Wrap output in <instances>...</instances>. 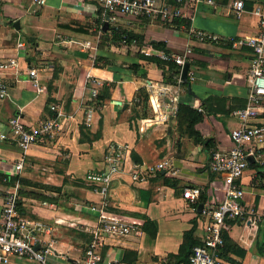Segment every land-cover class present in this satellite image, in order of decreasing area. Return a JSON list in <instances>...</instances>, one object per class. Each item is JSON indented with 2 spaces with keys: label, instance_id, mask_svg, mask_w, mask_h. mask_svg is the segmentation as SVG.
Here are the masks:
<instances>
[{
  "label": "crops",
  "instance_id": "0c3cea01",
  "mask_svg": "<svg viewBox=\"0 0 264 264\" xmlns=\"http://www.w3.org/2000/svg\"><path fill=\"white\" fill-rule=\"evenodd\" d=\"M244 2L246 11L241 18L231 9L230 0H217L215 8L200 6L195 10L191 5L185 10L193 16L188 20L191 27L220 37L218 44L198 42L188 27L175 21L120 17L125 21L122 24L109 23L114 29L143 36L144 48H153L150 44L157 42L172 54L192 50L189 64L196 80L191 84L182 80L180 104L201 110L204 119L196 130L223 151L234 146L230 132L238 121L233 113L246 106L252 59L250 48H234L232 42L256 36L259 31L253 9L261 0ZM98 10L94 0H47L46 6L33 14L30 0H0V61L15 58L20 64L18 71L0 75L9 91V96L0 100V135H8L0 139V220L7 191L18 185L22 215L32 223L52 228L50 236L38 235L42 240L39 247L51 241V264H73L84 259L95 231L101 228L99 214L93 209L104 206L106 217L135 223L140 233L107 237L99 249L102 264H177L188 232L192 231L195 240L203 243L207 222L203 211L224 198L223 182L209 168L212 149L207 150L192 136L180 137L176 119L155 127L152 131H159L150 139L139 131L133 120L136 94L142 90L150 96L167 80L163 70L155 62L143 60L141 54L120 60L112 50L116 46L107 51L82 46L85 41L98 46ZM93 55L107 57L118 66L97 68ZM135 63L141 66L136 73L123 68ZM30 68L39 72L45 89L41 94L32 84ZM105 83L115 84L110 98L100 106L88 103L90 90L97 88L100 93ZM81 86L87 89L84 98L77 90ZM52 105L68 117L62 132L23 153L18 143L9 138V122L19 117L29 130H37L51 116L48 109ZM101 122L102 138L92 145L82 143V126L88 125L96 133ZM258 123L264 124V118ZM113 142L132 147L140 161L134 165L136 169L158 161L168 162L172 169L160 172L147 183L134 182L129 174H121L103 199L85 183V176L89 171L104 170L105 151ZM21 161L24 167L17 173L15 169ZM250 162L240 181L245 201L264 209V164ZM5 176L20 180L11 185L10 180L4 181ZM164 179L169 180L168 184ZM24 180L34 184H25ZM194 188L202 191L197 206L183 198L185 189ZM226 235L231 242L220 255L221 264H264V220L256 225L231 222ZM11 264L34 263L14 257Z\"/></svg>",
  "mask_w": 264,
  "mask_h": 264
},
{
  "label": "built area",
  "instance_id": "2783aa9c",
  "mask_svg": "<svg viewBox=\"0 0 264 264\" xmlns=\"http://www.w3.org/2000/svg\"><path fill=\"white\" fill-rule=\"evenodd\" d=\"M32 13L37 14L46 6L47 0H30ZM231 9L236 17L241 18L246 11L244 0H230ZM98 9H102L103 17L109 16V23H114L120 17L138 20H160L174 22L179 19L191 20L193 16L187 15L185 10L193 5L195 10L200 6L215 8L217 0H94ZM253 14L258 17L259 31L256 36L232 42L234 48L248 47L252 51V59L248 74L249 92L246 106L233 113L238 121V126L231 130L230 138L233 148L226 151L212 149L210 153L209 168L217 174L223 184L224 198L213 207L203 211L207 217L204 227V238L201 245L193 249L190 258L191 264H221L220 255L224 251V234L229 232L230 224L234 221H245L249 225H256L264 220V209L254 208L245 201V191L240 181L244 178L250 167L251 160L264 164V124L259 120L264 118V0L253 9ZM103 20V21H104ZM190 34L200 43L218 44L222 39L216 35L208 34L191 27ZM101 33L97 38L99 46ZM19 47H23L19 43ZM82 46L88 50H97L98 46L92 41H85ZM141 55L161 61L165 65L174 64L179 69V75L175 77V83H167L158 87L149 98L150 116L139 119L137 125L139 131L146 139L155 135L152 131L155 127L165 126L170 119H176L180 95L179 89L182 81V71L192 50L187 48L182 54H172L166 49H153L145 47L141 49ZM92 57L95 62V55ZM19 61L15 58L0 61V75L8 71H18ZM32 84L36 91L41 94L45 91L39 81V72L36 68L29 69ZM90 78V77H89ZM195 71L189 69L187 83L195 82ZM102 85L101 83H95ZM81 98L87 91L85 86L78 87ZM90 97L96 98L99 94L97 88L89 92ZM9 96L7 86L0 78V100ZM52 116L42 122L39 129L29 130L19 117L9 122V138L14 139L23 153H27L38 142H48L55 138L63 130L64 122L68 117L58 106L50 107ZM201 112V110L199 111ZM73 118V117H69ZM64 119V120H63ZM157 134V133H156ZM8 138L7 134H1L0 139ZM133 149L129 144L113 142L108 144L104 155V170L89 171L85 176V183L96 189L97 193L106 199L109 189L115 177L121 174H129L134 182L147 183L162 171L170 172L172 166L166 161L144 163L139 168H134L132 160ZM24 163L21 161L15 171L21 172ZM136 169V170H135ZM9 180V179H8ZM5 180V181H8ZM201 189H185L183 198L192 205H198ZM18 185L7 191L5 203L2 208L0 220V264H11L12 258L19 257L34 264H51L50 257L53 255V244L50 241L39 247L42 240L38 235L52 234V228L32 223L25 218L18 207ZM95 212L99 214L101 228L95 231L94 241L85 250L82 261L73 264H102L100 247L105 244L107 237L122 238L133 233L139 234V227L135 223H129L120 219L106 217L104 206Z\"/></svg>",
  "mask_w": 264,
  "mask_h": 264
},
{
  "label": "trees",
  "instance_id": "16d2710c",
  "mask_svg": "<svg viewBox=\"0 0 264 264\" xmlns=\"http://www.w3.org/2000/svg\"><path fill=\"white\" fill-rule=\"evenodd\" d=\"M98 14H99V17L97 20V30L101 32L100 43L98 46L99 49L103 51H107L110 49L111 46H116V47H121V46L126 47L127 46L128 47L127 49H129V53H130V50H132L131 48L134 47V48H137L136 55L140 56L141 49H143L145 46L144 37L139 34H136L133 31L124 30L121 28L114 29L112 27H109L107 31H104L103 21H102L103 20L102 9L98 10ZM175 23L179 25H184L185 27H188L189 29V21L185 19H179L175 21ZM150 45L155 49H165V45L163 43L153 42ZM141 57L143 58V60L155 62L156 65L163 70L164 78L167 80V83H170V84L175 83V77L179 75V69L177 66H175L174 64L165 65L161 61H158L152 58H146L143 55H141ZM94 63L97 68H101V69H107V68L111 69L114 66H118L115 63H112L107 57H104V56H97L95 58ZM123 68L132 70L133 72L136 73L137 71H139L141 66L138 63H135L131 65H125ZM183 85L186 86L185 83ZM114 86L115 84L113 83L112 84L105 83L103 89L100 91L98 96L93 99L91 98V100L88 103L90 104L95 103V106H100L104 104L105 101L110 98L111 90ZM149 98H150L149 93L142 91V90H140L136 94V99L133 104V120L136 121L137 123L139 119L150 116ZM53 101L54 100H50V102H53ZM48 111L50 112L52 116L50 107ZM203 119H204L203 113H200L197 109H194L193 107L189 105L180 104L179 111L176 117L177 133L180 137H183V138L185 136H192L195 139H197L196 140L197 143L203 144L205 145L207 150H211V149L216 148L215 142L213 140L204 139L201 133L196 130V126L200 122H202ZM102 128H103V124L101 122L97 132L92 133L91 128L88 125H83L80 130V133H81L80 141L82 143H89L92 145L95 141H98L100 140V138H102V134H103ZM132 160H133V165L137 166L140 164V161L138 160L137 155L133 152H132ZM158 177L160 179L163 178V176L161 175H158ZM3 179L4 181L9 179L11 181V185L15 184L16 181L20 180L19 178L10 179V177L8 176L3 177ZM22 182L25 184H29V185L34 184V183H31L25 180ZM164 182L165 184H168L169 180L164 179ZM18 207L20 208V212H21V207H22L21 200H19L18 202ZM147 224H149V221L144 226L146 227ZM155 235H156V232L153 231L152 236L154 237ZM224 239H225V247H224V251H225L226 245L229 244L231 241H229V238L227 237L226 233L224 234ZM198 245H201V243L195 240L193 232L192 231L188 232L185 235L184 244L182 245V248L180 250V256L177 257L178 258L177 264H191L190 258L193 253V249Z\"/></svg>",
  "mask_w": 264,
  "mask_h": 264
},
{
  "label": "rangeland",
  "instance_id": "374dc122",
  "mask_svg": "<svg viewBox=\"0 0 264 264\" xmlns=\"http://www.w3.org/2000/svg\"><path fill=\"white\" fill-rule=\"evenodd\" d=\"M121 21H124L122 18H118V20L116 21V23H118V24H122V22ZM125 22V21H124ZM113 48L115 49V51H116V53H117V57H118V55L120 56V60H122V58L121 57H133V56H135L136 55V50H137V48H131L132 50H130V53H129V49H127L128 47L126 46V47H124V46H121V47H112V50H113ZM129 53V54H128Z\"/></svg>",
  "mask_w": 264,
  "mask_h": 264
},
{
  "label": "water",
  "instance_id": "95a60500",
  "mask_svg": "<svg viewBox=\"0 0 264 264\" xmlns=\"http://www.w3.org/2000/svg\"><path fill=\"white\" fill-rule=\"evenodd\" d=\"M17 25H18V23H16V26ZM103 28H104L103 29L104 31H107L108 28H109V16L108 15L105 16ZM189 69H190V64L186 63L184 68H183V71H182V80L184 82H187V80H188V71H189Z\"/></svg>",
  "mask_w": 264,
  "mask_h": 264
}]
</instances>
